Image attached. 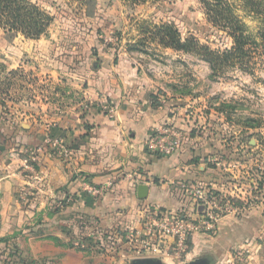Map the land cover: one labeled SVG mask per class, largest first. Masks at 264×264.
<instances>
[{
  "label": "crops",
  "instance_id": "crops-1",
  "mask_svg": "<svg viewBox=\"0 0 264 264\" xmlns=\"http://www.w3.org/2000/svg\"><path fill=\"white\" fill-rule=\"evenodd\" d=\"M82 65L66 78L70 89L81 88L80 100L57 93L58 99L45 98L40 121H31L27 128L23 122L0 128V264H128L143 257L175 263L178 257L172 255L135 256L125 239L118 252L89 241L75 248L72 240L100 228L121 235L120 230L140 225L146 205L193 216L195 205L182 191L184 182L226 193H232L233 185L219 174L220 167H210L211 156H206L214 152L212 147L186 136L189 116L167 104L153 106L147 90L134 84L129 62L105 58L93 69L85 61ZM50 73L63 82L58 70ZM105 101L108 112L97 107ZM170 127L183 135L181 149L169 156L156 154L149 138ZM55 139L63 149L55 150ZM31 156L32 171L24 168ZM219 164L235 170L225 160ZM140 184L148 185L146 198L138 196ZM97 186L106 188L103 196L90 191ZM257 208L247 226L264 221V203ZM227 223V230L237 227L232 220ZM240 236L236 233L239 243ZM201 240L203 235L193 237L191 253L200 249ZM172 243L166 240L163 250Z\"/></svg>",
  "mask_w": 264,
  "mask_h": 264
},
{
  "label": "rangeland",
  "instance_id": "rangeland-1",
  "mask_svg": "<svg viewBox=\"0 0 264 264\" xmlns=\"http://www.w3.org/2000/svg\"><path fill=\"white\" fill-rule=\"evenodd\" d=\"M32 1L52 14L54 21L42 41L0 32V128L40 121L45 98L58 99L57 93L80 100L81 88L70 89L66 78L80 72L84 61L89 69L105 58L109 62H129L134 84L146 89L150 100L151 94L156 95L155 106L167 104L189 116L186 136L192 134L200 138V144L212 147L214 152L210 150L206 158L211 156L210 165L216 163L215 168L223 171L219 174L233 185L229 188L232 193H225L243 203H232L236 210L216 219H209L207 211L195 207L190 217L199 223L196 233L205 241L201 240L200 249L193 248L192 253L191 241L187 251L191 254L185 256L186 252L168 264L216 256L215 244L225 236L236 243L228 246L214 264H264V221L247 226L252 210L264 203V58L258 59V52L251 50L250 69L237 64L215 71L199 56L165 48L140 31L144 23H171L184 38L194 36L213 50L230 49L232 38L208 21L198 0H148L138 4L130 0ZM245 21L251 31H258L256 19L246 16ZM137 40L143 43L136 46ZM54 70L63 77L62 83L52 77L50 72ZM108 105L105 101L97 107L108 112ZM224 160L235 164L231 167L235 170H225L219 164ZM229 220L237 227L227 230L230 224L224 223ZM244 221L245 225H239ZM122 243L114 238L107 244L121 247Z\"/></svg>",
  "mask_w": 264,
  "mask_h": 264
},
{
  "label": "trees",
  "instance_id": "trees-1",
  "mask_svg": "<svg viewBox=\"0 0 264 264\" xmlns=\"http://www.w3.org/2000/svg\"><path fill=\"white\" fill-rule=\"evenodd\" d=\"M87 1V0H81ZM141 3L148 0H130ZM206 18L217 28L225 31L232 38V46L225 51L213 50L210 46L202 44L196 37L184 38L179 29L171 23L160 24L144 23L140 26L142 34L155 41L158 45L176 51L192 53L210 64L211 68L219 71L225 67L239 64L243 69H250L252 57L248 54L255 50L264 58V0H198ZM250 16L258 21V31L254 33L245 21ZM54 21V16L32 0H0V32L21 34L27 39H39L46 35ZM148 35V36H146ZM143 40H137L135 45H141ZM257 61V60H256ZM255 64L257 62H254ZM254 64V65H255ZM250 71V70H248ZM153 106L156 95L151 94ZM212 165V164H211ZM213 164L212 168H215ZM235 205H242L239 200H232ZM243 206V205H242ZM164 210V209H162ZM252 225L253 223L250 222ZM118 231H108L106 237L113 240ZM89 242H92L88 238ZM102 243L101 241L99 242ZM236 240L228 237L216 243L214 251L216 256L208 255L211 264L232 246ZM227 248V249H226Z\"/></svg>",
  "mask_w": 264,
  "mask_h": 264
},
{
  "label": "built area",
  "instance_id": "built-area-1",
  "mask_svg": "<svg viewBox=\"0 0 264 264\" xmlns=\"http://www.w3.org/2000/svg\"><path fill=\"white\" fill-rule=\"evenodd\" d=\"M113 111V110H112ZM111 111V112H112ZM150 148L159 155L169 156L178 152L183 145V135L175 127L165 128L149 138ZM53 146L56 151L63 149L59 139L53 140ZM34 157H30L24 168L34 170L31 162ZM182 191L190 198L195 207L202 212L207 211L208 218H219L232 210H236L232 204V198L224 191L216 190L210 186L193 185L187 182L181 184ZM90 191L94 196H103L106 188L102 186L92 187ZM66 201H70L66 199ZM65 201H59V206L63 207ZM140 225L130 227L125 230L124 234L115 236V240H124L125 244L136 251L135 256H154V255H172L180 257L188 251L189 243L192 241L196 232L199 230V223L194 217L181 212H170L167 210L152 208L148 205L141 209ZM207 218V219H208ZM206 223V221H203ZM100 229L90 236H78L72 240L75 248H82L88 238L92 240L95 247L105 250L118 252L120 244L110 246V241L106 234ZM105 239L106 242H105ZM172 239V246L166 251L163 250V244L166 240ZM102 242L101 244L99 242ZM124 244V242L122 243ZM111 248H110V247ZM189 252L185 256H188Z\"/></svg>",
  "mask_w": 264,
  "mask_h": 264
},
{
  "label": "water",
  "instance_id": "water-1",
  "mask_svg": "<svg viewBox=\"0 0 264 264\" xmlns=\"http://www.w3.org/2000/svg\"><path fill=\"white\" fill-rule=\"evenodd\" d=\"M23 126L27 128L28 124L23 123ZM148 190H149L148 185L140 184L138 186V196L140 198H146L148 196ZM128 264H163V263L161 262L160 259H157L155 257H143V258L134 259L131 263ZM187 264H211V260L206 256H202L201 258L190 261Z\"/></svg>",
  "mask_w": 264,
  "mask_h": 264
}]
</instances>
